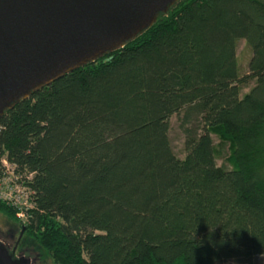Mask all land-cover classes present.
<instances>
[{"label":"trees","instance_id":"obj_1","mask_svg":"<svg viewBox=\"0 0 264 264\" xmlns=\"http://www.w3.org/2000/svg\"><path fill=\"white\" fill-rule=\"evenodd\" d=\"M180 111L183 158L168 135ZM2 158L30 206L22 221L0 198V213L54 264L264 255V0H177L123 47L5 110Z\"/></svg>","mask_w":264,"mask_h":264},{"label":"water","instance_id":"obj_2","mask_svg":"<svg viewBox=\"0 0 264 264\" xmlns=\"http://www.w3.org/2000/svg\"><path fill=\"white\" fill-rule=\"evenodd\" d=\"M176 1L0 0V117L32 92L123 47ZM0 264L24 260L0 244Z\"/></svg>","mask_w":264,"mask_h":264},{"label":"rangeland","instance_id":"obj_3","mask_svg":"<svg viewBox=\"0 0 264 264\" xmlns=\"http://www.w3.org/2000/svg\"><path fill=\"white\" fill-rule=\"evenodd\" d=\"M236 57L238 62L239 74L248 73V63L251 57V48L247 45L244 39H241L237 43L236 48ZM255 80H251L246 88L242 90V93L248 91V89L253 86ZM184 112L180 111L179 114H173L169 118V139L174 153L183 158L185 156L184 151V133L182 131V119ZM195 115L192 116V118ZM195 119V118H194ZM195 122V120L193 121ZM213 143L217 149V165H224L225 167H230L226 162V157L229 154L228 144L226 142H221L217 135L212 134ZM10 172V170H9ZM8 172V173H9ZM6 173L2 175L0 173V184L4 187H11L12 196L16 199H19L21 203H25L24 206H30L29 203V191L24 189H15L14 184L15 179L11 173ZM25 198L27 200H25ZM25 215L22 217V221H25ZM20 230L16 223L12 222L4 215L0 213V243L4 244V241H7L11 245H14V241L19 237ZM18 243H15L14 250L15 257L21 258L20 255L24 256L26 264H54L46 251L40 247L34 238L29 235H24ZM30 254H33L31 257ZM39 255V256H38ZM215 264H264V255H251L248 257H235L225 260H219Z\"/></svg>","mask_w":264,"mask_h":264},{"label":"built area","instance_id":"obj_4","mask_svg":"<svg viewBox=\"0 0 264 264\" xmlns=\"http://www.w3.org/2000/svg\"><path fill=\"white\" fill-rule=\"evenodd\" d=\"M9 170H10V172H9ZM8 172L9 173L12 172L11 165L4 158L0 159V173L2 175H4ZM14 188L19 190V189H24L25 187L21 184L15 183ZM12 189L13 188H11V187H4L2 184H0V198L3 199L4 201H6L8 204L17 208V216L22 219V217L24 216L23 208L26 206H24L25 203L24 204L21 203V201L19 199H16L12 196ZM28 198H29V196L27 197V199ZM27 199L25 198V200H27Z\"/></svg>","mask_w":264,"mask_h":264},{"label":"flooded vegetation","instance_id":"obj_5","mask_svg":"<svg viewBox=\"0 0 264 264\" xmlns=\"http://www.w3.org/2000/svg\"><path fill=\"white\" fill-rule=\"evenodd\" d=\"M12 222H14L13 220H11ZM14 223H16V222H14ZM16 225H17V223H16ZM18 226V225H17ZM19 227V226H18ZM19 230H20V235H19V237L14 241V245H15V243H18L19 244V242L18 241H20L21 239H22V237L25 235L24 234V230H22V228L20 229L19 228ZM1 244V243H0ZM3 246H5V247H7L10 251H12V250H14V245H11L10 243H8L7 241H4V244H2ZM14 253V252H13ZM31 255V257L33 256V254H30ZM14 256H15V253H14ZM21 256V258L20 259H22V260H24V264H26L25 263V259H24V256H22V255H20ZM39 256V255H38Z\"/></svg>","mask_w":264,"mask_h":264}]
</instances>
